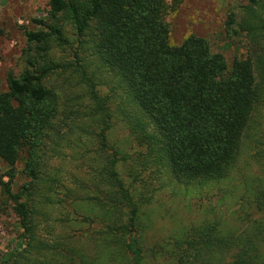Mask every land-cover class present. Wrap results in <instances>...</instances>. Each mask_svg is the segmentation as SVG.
<instances>
[{
    "label": "trees",
    "instance_id": "16d2710c",
    "mask_svg": "<svg viewBox=\"0 0 264 264\" xmlns=\"http://www.w3.org/2000/svg\"><path fill=\"white\" fill-rule=\"evenodd\" d=\"M182 2L47 0V14L31 21L36 30L21 27L23 69L8 73L0 93V161L8 167L0 184L22 248L0 264H264V137L260 176L241 186L234 227L213 207L144 245L156 191L144 173L155 168L199 188L226 179L264 107V0H243L225 18L226 38L246 41L245 58L230 70L201 37L170 44L166 16ZM67 29L90 45L96 65L77 53L73 62L54 59L55 48L70 45ZM89 67L111 79L105 95ZM117 123L129 136L125 148L110 140ZM62 149L86 181L66 186L51 173ZM19 162L25 182L14 195Z\"/></svg>",
    "mask_w": 264,
    "mask_h": 264
},
{
    "label": "rangeland",
    "instance_id": "374dc122",
    "mask_svg": "<svg viewBox=\"0 0 264 264\" xmlns=\"http://www.w3.org/2000/svg\"><path fill=\"white\" fill-rule=\"evenodd\" d=\"M243 0H183L180 7L166 16L169 26V41L172 46H178L189 35H195L205 39L214 53H221L230 70L234 60H243L246 55V41L244 37L235 40L226 38L224 21L230 13H236L237 7ZM48 12L47 0H0V93L6 90V77L8 73L18 75L23 69L22 51L24 38L21 27L36 30L31 21L44 17ZM66 37L70 45L68 48L54 49V59L61 63L75 61L73 54L84 61L94 62L89 44H83L67 29ZM89 61H85L88 60ZM94 65L96 63L94 62ZM90 77L96 75L97 87L101 95L108 92L104 84L110 83L109 76L102 69H86ZM258 129L253 133L252 142L248 139L231 170L229 176L216 183L203 185H186L173 180L166 173L156 172L155 168L144 173V180L149 186H153L154 202L151 207L153 225L146 233L144 245H151L154 241L170 232L188 224H196L203 220L205 214L213 207L218 216L222 215L225 227L235 226L237 212V198L241 186H248L250 182L260 176V166L255 163L257 152L261 150L258 140L264 137V107L257 116ZM251 138V136L249 137ZM110 140L121 148L126 147L129 136L121 123H117L111 131ZM128 148V146H127ZM128 151H130L128 149ZM137 148L131 144V153ZM52 174H58L62 184L72 186L77 180L87 179L86 173L72 160V153L62 149L60 155L49 163ZM8 167L0 161V181L6 183L5 177ZM22 163L16 165L17 176L12 186L15 195L18 188L25 182L21 175ZM86 170V168H85ZM152 189V188H151ZM3 185L0 184V256L16 249L22 248L18 240L21 229L12 212L13 201L3 193ZM220 212L221 214H219ZM211 217V216H210ZM147 264H157L147 260Z\"/></svg>",
    "mask_w": 264,
    "mask_h": 264
}]
</instances>
